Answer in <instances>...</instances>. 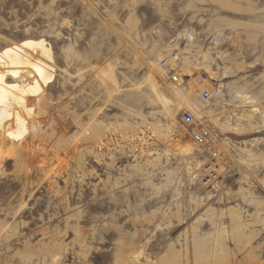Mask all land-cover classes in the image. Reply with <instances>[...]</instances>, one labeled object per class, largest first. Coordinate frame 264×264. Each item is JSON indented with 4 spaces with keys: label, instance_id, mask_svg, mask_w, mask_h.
<instances>
[{
    "label": "rangeland",
    "instance_id": "1",
    "mask_svg": "<svg viewBox=\"0 0 264 264\" xmlns=\"http://www.w3.org/2000/svg\"><path fill=\"white\" fill-rule=\"evenodd\" d=\"M31 39L52 77L29 156L0 134V264H264V0H0V54ZM182 109L221 143L208 183Z\"/></svg>",
    "mask_w": 264,
    "mask_h": 264
},
{
    "label": "bare ground",
    "instance_id": "2",
    "mask_svg": "<svg viewBox=\"0 0 264 264\" xmlns=\"http://www.w3.org/2000/svg\"><path fill=\"white\" fill-rule=\"evenodd\" d=\"M43 42L38 40L33 41L32 39L27 40L19 45L15 44L13 46L5 47L0 54V64L3 63L12 67L11 69L9 68V72L15 78L13 83H6L4 80V74L0 68V134L10 140V143L18 152V158L22 160L27 155V150H30L28 149L29 141L25 139V136L28 127L31 126L34 121L32 99L42 91L40 82L46 85L51 81L50 79L52 77V71L50 73L49 70L50 65L43 60H38V57H32L33 59H37V61H32V58H29L32 54L27 52V50L35 51L49 60V50L45 48ZM25 66H28L34 74V78L32 77L34 79L32 84L28 83L29 80L25 78V74H31L29 69H26ZM21 73H23V75ZM18 74L22 75L20 76L22 77V80H17L19 77L17 76ZM193 82L196 83L195 80H193ZM236 97L241 99L243 104L247 105L252 103L251 98H249L246 92L239 90L236 93ZM248 113L247 118H251V114H253L252 111L251 113L248 111ZM241 117L245 116L242 115ZM99 131L100 128L97 126L93 134L97 135ZM2 140H4V138ZM191 148L192 146L189 144L174 146V149H176L178 154L184 158H187L192 154L193 150ZM172 153L176 156V153ZM28 156L29 155H27V157Z\"/></svg>",
    "mask_w": 264,
    "mask_h": 264
},
{
    "label": "built area",
    "instance_id": "3",
    "mask_svg": "<svg viewBox=\"0 0 264 264\" xmlns=\"http://www.w3.org/2000/svg\"><path fill=\"white\" fill-rule=\"evenodd\" d=\"M159 69L168 74V78L171 82L176 83L180 75L182 76V71L175 66H172L166 58H161L157 62ZM200 80L207 81L208 76L206 73H200ZM200 95L204 101H208L213 97L212 91L208 89H203ZM180 120L182 125L186 129V134L188 136V141L192 142L193 145L199 151L200 157L206 162V173L204 174V183L210 182L216 175V171L219 168L218 160H222L223 152L220 148V141L218 135L210 127L208 121L202 117L195 115L189 109H182L180 112ZM186 141V140H185ZM185 141L181 138L176 139L171 146L172 152L176 153V156L181 158L182 156L178 154L175 145H186Z\"/></svg>",
    "mask_w": 264,
    "mask_h": 264
}]
</instances>
